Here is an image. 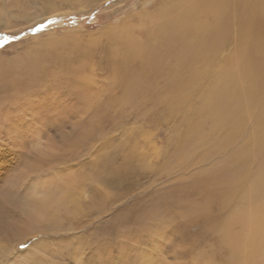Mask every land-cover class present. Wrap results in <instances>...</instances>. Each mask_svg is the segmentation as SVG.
Listing matches in <instances>:
<instances>
[{
	"label": "bare ground",
	"instance_id": "6f19581e",
	"mask_svg": "<svg viewBox=\"0 0 264 264\" xmlns=\"http://www.w3.org/2000/svg\"><path fill=\"white\" fill-rule=\"evenodd\" d=\"M140 18L138 34L121 28L118 32L123 29L128 32L109 36L116 66L111 70L114 78L104 87L92 89L97 81L81 67L39 76V91L48 94L53 103L46 107L35 127L48 135L53 134L48 127L56 128L57 134L52 136L61 150L58 159L40 165L29 158L30 153L26 157L8 143V137L19 131L18 125L28 123L26 129H30V114L17 119V123L11 118L0 120V132L4 129L0 142L11 146L5 151L8 155L0 152V172L5 174L0 195L9 192L8 203L13 209L11 214L0 213V241L10 239L15 233L24 236L56 230L63 212L60 208L76 201L73 194L77 182L69 170L34 185L33 189H24L15 180L16 171L77 161L80 153L73 150L92 142V136L99 133L98 122L104 115L99 110L109 111L116 103L125 101L137 105L150 99L163 103V111L177 116L185 125L181 131L173 132L176 167L181 171L195 165L200 168L190 174L183 188L178 183L174 186L176 194H172V201L163 202L164 199L157 197L139 211V221L147 237L125 235L118 243L119 253L113 254L108 238L100 237V241L95 234L97 237L91 241L97 243L85 248L88 251L84 264H132L138 255L128 257L130 243L145 245L148 240L147 256L138 264H151V256L168 243L163 234L168 231L171 218H163L165 209L174 210L172 217L179 220L180 226L199 225L200 239L214 237L216 248L209 255L200 252L182 264L201 261L203 264L212 261L264 264V0H154L152 10L142 13ZM230 40V54L219 57L220 50ZM4 72H13L0 70V77L9 83ZM65 74L69 79L62 77ZM119 88L121 95L116 93ZM103 94H107L105 98ZM15 101L16 93L8 103ZM181 104H186L187 109L180 108ZM77 125L79 131L74 134ZM85 134H89L86 141ZM107 142L98 144L102 152L112 146ZM136 154L128 149L123 151L120 166L128 165ZM114 160L110 157L101 161L83 180L98 181L96 173L109 168ZM65 189L73 193L68 194ZM96 193L94 196L98 198ZM47 215L50 217L45 221ZM19 236L15 237L19 238L18 244L26 240ZM192 236L189 235L188 241L176 234L173 249L187 253L194 250L201 242L194 241ZM178 239L185 240L186 246L176 243ZM0 251H7L5 244L2 243ZM100 253L107 257H97Z\"/></svg>",
	"mask_w": 264,
	"mask_h": 264
},
{
	"label": "rangeland",
	"instance_id": "374dc122",
	"mask_svg": "<svg viewBox=\"0 0 264 264\" xmlns=\"http://www.w3.org/2000/svg\"><path fill=\"white\" fill-rule=\"evenodd\" d=\"M153 5L154 0H0V70L13 72H4L10 79L9 83L0 77V120L11 118L17 123V119L28 117L30 114V129L37 125L38 122L34 124L33 121L37 119L38 114L44 115L46 107L53 103V99H48V94L38 89L40 75L48 76L56 70L81 67L84 73L97 81L92 89L104 87L105 83L114 78L111 70L116 66L112 60V43L109 36L127 33V29L138 34L140 15L152 10ZM40 24L45 26L40 28ZM121 28L127 29L118 32ZM231 49L232 40L220 50L219 57L229 55ZM62 77L69 79L70 76L65 74ZM120 89L116 90L118 95H121ZM14 93L17 101L8 103ZM106 95L103 94L102 98ZM193 97L190 98L191 102L195 100ZM29 102L30 106L27 105ZM180 108L187 109V106L181 104ZM163 110V103H154L150 99L137 105L125 101L116 103L109 111L99 110L104 114V120L101 118L98 122L99 133L92 136V142L80 147L81 150H73L76 154L80 153L77 161L88 154L89 165L81 163L80 167L68 168L77 182L73 194L76 201L66 203L60 208L63 212L56 230L30 232L24 236L15 233L10 239L0 241V249L3 243L8 251H0V264H84L88 251L86 249L97 236L108 238L107 244H112L113 254L119 250L118 243L123 236L129 234L136 236L135 238L147 237L139 221V211L157 197L164 199L163 202L172 201V194H176L174 186L178 183L179 187L183 188L182 186L188 184L190 174L200 168L199 165L189 166V173L176 167L173 132L181 131L185 125L177 116H170ZM28 125H18V130L26 129ZM37 129L39 128L35 129L34 136L44 144L45 151L60 150L56 147L57 139L53 134L45 133L40 138L41 130ZM1 130L4 135V129ZM103 141L112 145L105 152L98 148V144ZM2 144L0 152L8 155L5 151L11 146L4 141ZM125 148L137 154L134 159H130L128 165L120 166L121 154ZM60 152L61 150L59 155ZM110 157L117 161L115 165L110 166L116 170V175L109 173L104 184L93 182V190L89 191V180H83L84 176L91 174L93 169L101 165V161ZM97 184L101 190L99 194L96 193L98 198L94 196L97 192L94 185ZM64 191L73 193L66 189ZM164 212L166 216L163 218H171L167 225L168 231L163 234L168 242L166 246H173L176 234L180 238H187L188 241L189 235H193L194 241H199V225L194 224L190 228L180 226L179 220L172 217L174 210L165 209ZM48 217L50 216H45L44 220L47 221ZM176 227L178 229H175ZM18 236L26 240L18 244L19 238H15ZM211 237L205 238L206 241L200 239L201 243L194 246L192 254L189 252L187 258H194L200 252L209 255L210 250L216 248L214 237ZM149 241H146L145 245L130 243L132 247L128 257L138 255L132 264H138L147 256ZM178 242L182 247L187 244L183 239L176 240V243ZM97 257L104 259L107 256L100 253ZM152 258L153 255L150 259ZM29 259L30 262L27 263ZM212 263L218 264L215 261Z\"/></svg>",
	"mask_w": 264,
	"mask_h": 264
},
{
	"label": "snow or ice",
	"instance_id": "6c2138e0",
	"mask_svg": "<svg viewBox=\"0 0 264 264\" xmlns=\"http://www.w3.org/2000/svg\"><path fill=\"white\" fill-rule=\"evenodd\" d=\"M45 25L40 24L39 27L43 28ZM36 29H33L35 31ZM6 39V38H5ZM0 46H2V42H0ZM43 118V114H38L36 120L33 121L35 124L39 120ZM68 127V125H64ZM79 125H77L76 131H79ZM35 129H23L16 132H13L8 137V143L18 152L24 153L26 157L31 153L29 158H33L35 162H38L40 165H49L54 159H58L59 151H45L44 144L36 139L34 136ZM48 131L52 132L54 135L56 133V128L48 127ZM45 133L41 132V136H44ZM89 134H85L84 139L87 140ZM3 136V133L0 132V137ZM0 146H3L2 142H0ZM94 155V153H93ZM89 165V156L85 154V156L81 157L80 161H65L64 164L52 165L51 167H41L39 170H31L29 168H24L15 172V180L20 182L21 186L24 189H28L33 187L34 185L39 184L42 181L54 178L57 173H63L68 170L69 167H80V164ZM117 161H113L112 164L115 165ZM66 165V166H65ZM15 168V166H14ZM11 171V170H10ZM116 175V170L112 167L106 168L102 172L96 173V179L99 181V184L106 183V176L108 174ZM5 181V174L0 172V185H3ZM89 191L93 190V182H88ZM97 190V194L101 191L99 189V185H94ZM9 192L5 191L3 195H0V201H3V204L0 205V213L2 214H11L13 209L11 205L8 203ZM23 247V245H21ZM189 253L176 249H173L172 245H168L158 249L152 258L151 264H182L188 257Z\"/></svg>",
	"mask_w": 264,
	"mask_h": 264
}]
</instances>
